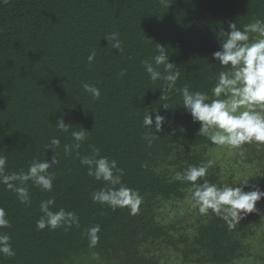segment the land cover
I'll list each match as a JSON object with an SVG mask.
<instances>
[{
	"label": "trees",
	"instance_id": "obj_1",
	"mask_svg": "<svg viewBox=\"0 0 264 264\" xmlns=\"http://www.w3.org/2000/svg\"><path fill=\"white\" fill-rule=\"evenodd\" d=\"M261 30L264 0H0V264H264Z\"/></svg>",
	"mask_w": 264,
	"mask_h": 264
},
{
	"label": "rangeland",
	"instance_id": "obj_2",
	"mask_svg": "<svg viewBox=\"0 0 264 264\" xmlns=\"http://www.w3.org/2000/svg\"><path fill=\"white\" fill-rule=\"evenodd\" d=\"M262 35L258 38L257 42L252 46L250 49V52L245 55V58L253 61L256 59V56L258 57V53H260L262 47L264 46V30H261L260 32ZM252 55V56H251ZM247 69H253L251 66L247 65ZM249 88H246L248 91ZM247 93V92H245ZM240 97H230L229 99L223 101L221 104H219L218 107L212 111L211 116L213 117V120L216 123V126L218 127V130H223L225 137L227 135L229 136L230 132L232 131L230 128V122L233 119V117H236V115L242 111L240 102L242 101L239 99ZM223 135V136H224ZM222 141L225 137L220 136ZM224 146V145H221ZM219 145L218 149H215L214 151L217 152L218 150L223 151L224 148Z\"/></svg>",
	"mask_w": 264,
	"mask_h": 264
}]
</instances>
